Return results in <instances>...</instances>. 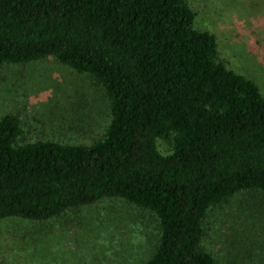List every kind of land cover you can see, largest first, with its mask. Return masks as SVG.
Returning a JSON list of instances; mask_svg holds the SVG:
<instances>
[{"label": "trees", "instance_id": "trees-1", "mask_svg": "<svg viewBox=\"0 0 264 264\" xmlns=\"http://www.w3.org/2000/svg\"><path fill=\"white\" fill-rule=\"evenodd\" d=\"M196 19L187 0H0V73L52 58L95 79L110 115L84 143L29 140L19 115L1 114L0 220L118 200L158 222L144 264H218L204 245L209 212L264 194V92Z\"/></svg>", "mask_w": 264, "mask_h": 264}, {"label": "rangeland", "instance_id": "rangeland-1", "mask_svg": "<svg viewBox=\"0 0 264 264\" xmlns=\"http://www.w3.org/2000/svg\"><path fill=\"white\" fill-rule=\"evenodd\" d=\"M187 1L196 26L218 37L222 61L264 92V0ZM6 112L19 115L29 140L88 143L110 119L97 81L52 58L3 67L0 115ZM158 145L168 148L162 140ZM258 211L264 212V194L243 191L209 212L204 245L218 264H258L255 257H264V248L254 254L242 248L251 239H262L264 246V213L261 219ZM159 232L152 214L118 200L41 221L4 219L0 264H144Z\"/></svg>", "mask_w": 264, "mask_h": 264}]
</instances>
